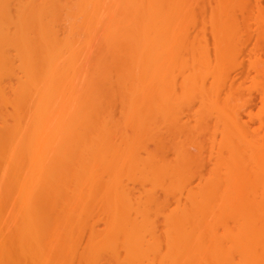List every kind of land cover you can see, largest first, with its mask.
Instances as JSON below:
<instances>
[{
  "label": "rangeland",
  "instance_id": "1",
  "mask_svg": "<svg viewBox=\"0 0 264 264\" xmlns=\"http://www.w3.org/2000/svg\"><path fill=\"white\" fill-rule=\"evenodd\" d=\"M149 1L144 0L146 5L160 3L158 9L163 12L174 2ZM234 2L232 54L223 69L227 84L222 80L227 86L220 85L218 96H225L222 99L226 102L233 90V96H240V102L230 101L237 106L233 105V110L242 113L239 122L244 120L239 124L244 126V135L251 137L257 131L255 125L260 120L255 117L262 107V83L257 84V93L251 85H255V76L256 82L264 81V74L263 78L262 74L257 77L252 68L254 58L259 56L253 52L262 51L260 56L264 59V0ZM182 5L185 14L175 23L187 44L204 52L214 64V14L219 0H185ZM124 15L118 0H0V264H179L182 260L174 257L167 245L165 222L180 210L190 209L185 190H197L202 176L212 169L214 160L210 154H215L212 150L216 149L211 141H221L223 126H217L215 116L204 119L209 129L206 127L198 136L203 138V143L199 140L204 147L202 162L190 167L193 174L184 173L189 179L183 177L182 187H176L184 192L177 193L175 188L169 192L159 190L160 198L150 202L148 195L153 186L146 175L149 170L160 171L161 165H151L152 157L147 153L153 152L160 140L166 144L162 143L164 158L175 162L170 148L175 139L170 140L166 131L147 130L139 120L131 122V107L137 108L139 114L150 111L147 106L142 107V99L133 98L130 104L125 99V82L133 76L129 56L133 47L129 48L128 41L122 38L118 50L111 48L109 52L102 40L110 20L122 19ZM74 74L77 82L81 76L90 78L87 86L92 87L81 99L78 94L82 92L73 93L56 81V75L65 78ZM209 78L208 85L212 81ZM175 80L179 86L181 79ZM194 99L198 105L193 101L190 105L195 111L200 103ZM222 104L226 105L223 101ZM238 105L243 108L239 110ZM188 106L181 105V112L178 108L179 112L169 121L175 124L167 122L169 128H183L191 122L194 127L197 112L194 116L190 106L186 111ZM160 183L167 187L171 180L163 177ZM114 190L119 193L118 208L122 211L113 225L117 215ZM144 215L149 217L148 225ZM203 224L200 227L205 226L203 231L208 232L210 225ZM135 237L143 243L131 245ZM223 239L222 232H218L215 240ZM228 247L227 244L221 249ZM189 248L182 247L186 252ZM221 249L212 248L199 264H218L214 256ZM237 258L235 253L231 261Z\"/></svg>",
  "mask_w": 264,
  "mask_h": 264
},
{
  "label": "bare ground",
  "instance_id": "2",
  "mask_svg": "<svg viewBox=\"0 0 264 264\" xmlns=\"http://www.w3.org/2000/svg\"><path fill=\"white\" fill-rule=\"evenodd\" d=\"M118 1L122 4L125 15L122 19L110 20L109 26L105 30V35L104 37L102 36V40L104 44L106 43L105 47L109 52L111 48L114 52L118 50L121 46L119 42L122 38L128 41L127 45L129 48L133 47V52L129 54L131 58L130 65L133 67V76L125 82V84L127 83L124 87L125 99L127 102L129 101V104L133 98L142 99V107L147 106L150 109V111L139 114L137 108L131 107V122L139 120L147 130L166 131L167 137H172L170 140L175 139L174 141L172 140V142H174L173 144L172 142L169 143L172 144L171 146L167 144L174 152L175 157H173V159L175 162L169 163V161L167 162L164 158L165 146L163 144L165 143L160 140L155 146V150L147 153L148 156L152 157L150 159L151 165H161L160 171L156 172V170H149L146 175V179L150 181L153 186L152 194L148 195V200L150 202H155L157 198H160V196H158L159 190L169 192L173 188L176 190V187L180 189L183 185L184 180L182 178L184 177V173H187L192 167L198 166L200 161L202 162L201 158L203 157H201V155L203 154L202 148L204 147L199 143L200 139H198V136L200 138L201 135L199 134H203L205 132L204 129H209L204 119L207 118L208 120V117L215 116L214 121L217 119V126L220 127L219 124L223 126L220 128V134H222L221 141L215 142L217 138L211 141V145L213 144L214 146L213 149H216V152L212 150V153L214 152L215 154H210V158L214 160L212 161L214 164L212 169L210 172L208 171V174L202 176L197 190L194 192L189 191V193L185 190V192H187V198H189L187 201L188 204H190V209H187V204V210H180L165 222L167 227L165 229L166 232H168V236L165 240L168 242L167 245L172 248V255L174 257L176 256V258L179 256V258L182 259V264H199L207 259L209 251L212 248L219 246V249H221L222 246L228 244V248L221 249V251L214 256L218 264H225V261L228 262V264H264V81L262 80V82L259 80L260 82H256L255 76L253 80L255 85H251L255 93L260 91L259 95H261L260 101L262 103L260 104L262 105V107L260 106L261 111H258L259 113L257 112L259 116L255 114L258 116V118H255L260 120V122L256 120L259 122L260 126L255 122V126H258L255 131L257 130L258 132H254V135L251 137H246L247 135H244L242 131L244 126L242 127L240 125L244 118L239 122L241 119H239V117L242 113L241 115L239 113L237 114L236 112L238 111L236 110L235 112V109L233 110V108H237V106L234 105V102H232V104L230 101L231 99L232 101L235 99L237 102L240 96L238 98L232 95L235 93V90H233L234 93L231 94L230 92L229 94L223 93L231 97L229 100L226 99L227 102L223 100L224 98L222 99V92L220 93L222 95L221 98L218 96V89L225 84V81L223 83L222 80L225 79L227 84V75L225 77V70L223 69L227 65L228 59L232 54L231 41L235 34L232 27L234 13L231 12V10H233L235 6L234 0H219V8L214 14V20L216 22L215 50H217L214 64L210 62L204 52L196 51L193 49V46H190L189 43L187 44L180 27L175 23L185 14L186 9H184L185 7L182 5L185 0H183V2H181L182 0H173L172 7L166 12L158 9L160 3H147L146 5L144 0ZM132 7H135V9L130 11ZM195 51L198 53H195ZM261 52L253 53H255L254 56L256 57L257 55L260 56ZM253 53L251 55H253ZM256 53L258 54L256 55ZM258 57L254 58L253 62L252 59L249 60L252 62V68L253 71L255 70L257 77H260L258 75L262 74L261 78H263L264 59H262L261 56L259 57L261 59ZM178 75H180L181 78L178 77ZM208 77L212 78L209 85L206 83ZM76 79L77 74L67 75L65 78L56 75L58 84H62L69 88L73 93L82 92L78 94V98L81 99L87 96L92 86H87V82L90 79L87 76H81V78H78V82ZM175 79H181L178 81L180 87L177 85L178 83ZM241 83L244 84V82ZM260 83H262L261 86L263 87L259 86ZM176 87L180 89L178 90ZM257 89H259V91ZM251 94L253 95V92ZM234 95H236V93ZM252 95L250 97H252ZM241 97L243 98V95ZM194 98L199 100L198 102L200 103V107L195 108L197 113L190 105L192 101L194 102ZM252 98L254 99V97ZM253 99L249 98V100ZM222 101L226 103L225 106L223 105L224 103L222 104ZM229 101L231 105L228 103ZM236 102L235 104H238L240 101L238 103ZM227 103L229 107H227ZM186 104L192 109L193 115L196 113L197 121L194 120L196 121L194 122V127H191V122V124L188 125L190 127L186 126L188 128L184 127L185 125L183 128H180L181 126L176 127V125H174L175 127L171 126L172 128H169L168 126L171 124L169 121L172 119L173 115L179 112L178 108L181 107V105L185 108ZM194 104H197V101H195ZM189 106L186 111L190 110ZM195 106L196 105H193V107ZM239 107L238 105V108ZM246 107H248V104ZM184 108L183 111L185 113ZM241 108L243 107H240L239 110ZM246 109L247 112L250 111L248 108ZM179 110L180 112L182 111L180 108ZM249 114L252 115V112ZM253 118L254 117H252V119ZM172 124H175V122ZM243 159L246 160V163H243L245 167L240 163V160ZM247 162L249 164L246 166L245 164H247ZM194 168L192 170H194ZM190 173L189 171V174ZM202 173L205 172L203 171ZM191 174H193V172ZM199 176L200 174H198L197 177ZM163 177L170 178L171 183L170 185L168 184L169 186H161L163 181L161 183L160 181ZM185 177L188 178V174ZM93 180L92 181L96 183V180ZM183 187L185 189V186ZM179 189L177 188V193H180ZM113 198L116 200V202L113 203V207L117 214L112 221L114 225V223L119 220L117 217L118 212L121 213L122 210L119 211L118 208L119 203L117 199L119 198V193L116 190L113 192ZM160 211L165 212L162 208ZM148 218L147 215H144L146 225H148ZM204 222H206V225H210V229L208 232L206 231L207 233L203 231L205 230V226L201 228ZM230 222L232 224H230ZM146 225L145 229H147ZM177 226H181L184 230H180L181 232L176 231L175 227ZM189 226L194 229L190 230L192 228ZM143 230L144 229H142V231ZM148 230L149 229H147V232ZM218 232H222L224 235V239L220 242L215 240V236ZM134 242L143 243L139 237H135L131 241V245H135ZM168 246L166 247L168 248ZM186 246L191 248L187 249L189 250L187 252L182 249V247L185 248ZM175 249H177V251H175ZM130 250L132 251L133 249ZM154 251L157 252L156 249H154ZM169 251L168 253H170ZM235 253L238 254V258L237 260H232V262L231 258ZM173 256L170 257L172 258ZM168 258L169 257L166 259ZM181 262L179 264H181Z\"/></svg>",
  "mask_w": 264,
  "mask_h": 264
}]
</instances>
